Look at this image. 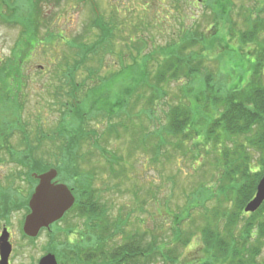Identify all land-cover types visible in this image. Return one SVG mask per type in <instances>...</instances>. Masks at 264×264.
<instances>
[{"label":"trees","instance_id":"trees-1","mask_svg":"<svg viewBox=\"0 0 264 264\" xmlns=\"http://www.w3.org/2000/svg\"><path fill=\"white\" fill-rule=\"evenodd\" d=\"M63 2L89 6L90 21L81 34L72 38H67L64 30L52 24L49 16V9ZM224 2L230 4L231 0H206L216 18L205 17L206 14L201 19L191 16L190 25L182 24L184 30L178 40H172L164 47L154 42L153 31L151 36L148 34L149 27L153 29L154 26L147 18H141L133 27L135 38L122 39L127 50V54H123L124 49L117 52V36L120 37V27L125 22H120L114 12L109 17L103 15L97 0H0V24L21 31L11 60L3 61L0 55V121L5 132L1 136L0 154L5 152L9 162L16 167L9 180L15 181L17 177L34 180V173L40 175L54 167L60 183L72 189L75 205L60 222L75 216L81 223L73 228L78 227L77 231L82 234L77 241H72L58 233L56 238H63L61 242L51 239L50 235L55 245L52 253H58L62 259H57L58 264H176L180 256L178 249L187 247L191 238L190 233L183 234V226L194 224L193 208L199 205H194L191 200L184 212L175 215L167 209L164 214L173 218V227L169 240H165L162 235L165 225L157 223L145 232L128 233L126 221L113 216L102 201L100 190L95 187L97 181L105 180L102 175L127 176L124 159L104 145L108 146L112 140L130 138L131 144L158 156L167 144L162 138L165 133L177 139L175 145L179 144L178 148L186 142L198 144L201 138H206L203 145L207 147L212 144L216 147L223 142L231 144L224 146L216 157V170L221 173L220 185L215 191L207 192L204 202L215 196L221 204L237 203L238 211L231 212L227 208L212 213L213 219L207 223L216 225L214 230L209 226L201 229L204 251L206 254L215 251L218 262L226 264H264L263 259L257 261L264 247L261 244L264 241V204L252 219L242 223L238 219L244 206L254 197L262 176L257 169L253 170L251 150L259 154L260 169H264V68L260 61L264 59V41L260 40L264 34V18L246 16V31L241 32L238 39L242 45L260 47L262 53L257 55L247 86L222 93L221 86L215 84V75L206 69L205 56L220 44L218 24L226 21L224 25L227 26L229 23L221 17ZM182 3L183 6H174L176 11L185 12V1ZM208 19L218 28L217 34L209 37L202 30V22ZM232 27L229 30L234 33ZM149 36L155 44L152 49ZM61 47L67 48L69 55L54 58L56 63L59 58L62 60L60 65H53V77L48 82L52 89L48 93L54 100L49 108L55 115V129L44 132L46 124L40 117L37 127H28L25 122L24 103L33 82L27 73L35 64L33 57L40 52L48 56V50L55 55ZM111 58H119V71L112 69L115 64ZM126 58L130 59V65ZM43 68L40 66V71ZM105 68L110 70L102 77L100 74ZM82 75L85 77L79 81ZM130 81L121 92L116 90ZM184 81L189 85L199 84L197 89L189 86L184 89L187 105L171 107L168 125L149 131V125L145 127L139 122L140 117L144 115L151 121L156 106L166 98L163 86ZM138 107L142 109L135 112ZM200 112L217 116L207 126L205 134L198 129L203 128L196 118ZM14 135H17L15 144L12 142ZM34 137H40V149L33 146ZM53 147L54 153H50ZM139 151H129V158L134 157L132 152ZM101 156L106 159L104 168L94 161ZM2 160L7 161L0 158ZM35 182L37 185L36 179ZM9 185L0 194V220L6 219L13 207L17 208L15 203L22 197ZM168 198L154 200L155 205H165ZM24 201L29 213L28 199L24 198ZM60 222L54 224L51 231ZM238 223L242 224L240 233L236 232Z\"/></svg>","mask_w":264,"mask_h":264},{"label":"rangeland","instance_id":"rangeland-1","mask_svg":"<svg viewBox=\"0 0 264 264\" xmlns=\"http://www.w3.org/2000/svg\"><path fill=\"white\" fill-rule=\"evenodd\" d=\"M182 1H185V12L182 10L176 11L174 6L176 4L183 6ZM199 1L201 2H195V0H97L103 15L109 17L113 14L112 12H114L120 22H125V24L120 27L121 32L118 34L120 37L117 36V40L119 39L117 41V52L119 53L124 49V51H122L123 54H127V50L122 39L135 38L132 32L133 27L134 24H138L141 18H147L154 26L153 29L149 27L148 34L151 36V32L153 31L154 42H156L158 46L164 47L168 45V43H171L172 40H178V35L184 30L182 24L184 23L186 26L190 25L191 21H189V19L191 16L193 19H201L204 14H206L205 17L208 18L215 17V14L212 13L213 11H211V7L209 6L211 4H206V0ZM220 11L222 12L221 17L228 20L229 23L227 26L224 25L226 21H222L221 24H218V28L221 29L219 31L220 44L216 46L215 50L212 48L210 54H206L205 66L208 71H211L215 75V84L221 86L222 93H225L247 86L257 55H262L260 47L253 44L242 45L238 39L241 32L246 31V16L249 15L253 19H257L258 16L264 18V0H231L230 4L227 2L225 4L224 2V8L222 7ZM49 16L52 17V24H55V26L57 25L59 30H64L67 38H72L81 34L91 19L88 5L75 6L73 3L67 4L65 2L57 5L55 8L51 7L49 9ZM202 23V30L208 33V37L213 34L215 35L218 31V28L210 19L207 21L204 20ZM233 23H235L236 26H234ZM230 26L234 27V33L230 32ZM233 34L235 35V39L233 38ZM20 35L21 31L19 28H11L0 24V55L3 61L11 60L12 51L15 50ZM150 36L149 44L151 46L150 49H152L155 44L150 40ZM260 40L264 41V34L261 36ZM130 44L133 43L131 42ZM46 54L48 56L40 52L39 55L36 56L38 59L33 57L35 64L31 66V71L27 73V75L32 78L33 82L28 90V95L25 99L26 102L24 103L25 112H23L28 127L36 126L37 120L40 117L41 121L46 124L44 132L55 129V115L49 108V105H51L54 100L53 96L48 93V90H52L48 87V82L53 77V65H60L62 59L59 58L56 63L54 58L62 57L63 55L68 56L69 53L67 48L61 47V50L57 51L55 55L49 50ZM111 59L115 64L112 69H114V71H119L120 64L117 61L119 58ZM126 59V63L130 65V59ZM259 59H261V56H259ZM260 61L263 62L262 66L264 68V59ZM42 65L44 68L40 71V66ZM0 66H2V61ZM109 70L110 69L105 68L100 75L105 77V74ZM84 72V75H87V71ZM84 75L80 76L78 80L80 81L81 77H85ZM129 83H131V81L126 82L124 84L125 86L117 87L116 90L121 92ZM198 85V82L189 85V83L185 81L165 84L163 90L166 92V98L156 106V112L152 117L153 119L149 121L147 117L142 115L139 122L144 124L145 127L149 125V131H155L160 126L165 127L168 125V112L170 108L179 104L187 105V101L183 98L184 89L188 86L196 88ZM147 96L149 97V93ZM140 109H142V107H138L135 112ZM216 117L215 114L200 112L196 118L198 125L203 128H198L199 131L205 134L207 126ZM0 120H2V118H0ZM136 122H138V120H136ZM2 126L0 121V130L2 131V133H0V142H2V134L5 133ZM33 132L35 131L33 130ZM131 133L132 131L130 130L128 132L129 137ZM165 134V138H162L167 144L162 148V153L158 156L155 155V153H151L150 150L147 152L146 149L138 148L131 144L130 138L121 141L112 140L108 146L104 145L106 149L112 150L124 159L123 166L126 167L127 176L124 174L121 177L115 175H102L105 180L102 179L99 182L97 181L95 187L100 190L102 201L111 210L113 216L121 217L124 219L123 221H126L128 224L126 229L128 233H133L137 230L145 232L157 225H165L164 231L162 232L165 240H169L168 238L172 234L171 228L173 227V218L167 217L164 213L167 209L173 215L181 211L184 212L192 200L194 205H199L200 207L193 208L192 220L194 224L190 227L189 224L185 223L183 226V234L186 232L187 234L190 233L191 238L187 247H180L178 249L180 256L176 264H226V262H218L215 251H213L214 254L205 253L204 235L201 229L204 226H209L210 230H214L216 225L210 224V222L207 223V220L213 219L212 213L215 210L222 212L228 208L231 212L238 211V207L236 206L237 203L226 202L225 204H221V201H217L215 196L212 200L204 202L208 195L207 192L211 190L215 191L217 185H220L218 182L221 173L216 170V162L218 161L216 157L220 155L221 149L224 148V146L231 144L223 142L216 147L213 144L207 147L203 145L206 142V138H201L198 144H195L196 141L186 142L183 144L182 148H178L177 145L179 144L175 145L177 139L171 138ZM16 136L17 135H14L12 139L13 144L17 142ZM32 139L34 141L33 146L36 147L35 149H40L43 139L42 136L41 142L40 137H38V139L37 137ZM154 142V145H156L157 140ZM54 149L55 147H53L50 153H54ZM133 149L140 151L132 152L134 157L129 158V151H133ZM250 153L252 161L254 162L253 170L257 169L260 174L262 173L260 177L261 180L264 175V169H260V156L253 150H251ZM45 157L49 159L48 156ZM0 158L7 159V161H0V194L3 192V188L11 184L12 188H15L22 196L21 199L15 203L17 208L14 209L13 207L11 210L12 212L6 219L3 218L0 220V234L5 228L12 234V255L10 264H39L42 258L49 254H54L52 252L54 251L53 248L55 245L51 239L56 238L58 233H61L67 239L77 241L82 233L77 231L78 227L76 229L73 227L75 224H80L81 220L78 218L75 219L73 215L69 216L66 222H60L57 227L52 231L50 230L51 232L41 230L38 237L35 239L25 237L23 233V224L29 213L25 208L26 204L24 198L28 199L27 203H29L36 186L35 175H38L36 173L33 174L34 180L31 178H29V180L27 178L21 180L18 177L15 181H13V179L9 180V175L12 172H16V167L9 162L10 158L8 159L5 152H2V156L0 154ZM94 161L98 167L104 168L107 166L106 159L103 156L97 157ZM20 169L23 170L21 167ZM51 169H54V167L50 168L49 171ZM116 169H118V167ZM47 172L48 171L44 173ZM14 177H16V175L13 176V178ZM57 181L60 183V179H57ZM256 192L252 200L255 198ZM167 197L169 198L165 201V205H162V203L161 206L155 205L154 200ZM252 200L244 206L243 211L238 215V219L241 223L252 219V216L258 213V211L255 213L245 212L246 206ZM235 220L238 221L237 219ZM241 223L237 224V233H240V230H242ZM71 228L73 230H71ZM50 235H52L51 239ZM57 240L61 242L63 238H58ZM163 242L170 243V241ZM261 244L264 246V241L261 242ZM54 255L58 260H62L58 253ZM262 259L264 260V247L257 261L261 262ZM156 264L167 263L159 262Z\"/></svg>","mask_w":264,"mask_h":264},{"label":"water","instance_id":"water-1","mask_svg":"<svg viewBox=\"0 0 264 264\" xmlns=\"http://www.w3.org/2000/svg\"><path fill=\"white\" fill-rule=\"evenodd\" d=\"M58 176L56 169L38 175L39 181L29 201L30 214L24 223V233L30 238L38 237L43 229L60 221L75 204V197L64 184L55 182ZM264 203V176L257 186L255 198L246 206V213L257 212ZM10 234L4 229L0 237V264H10L12 245L9 241ZM39 264H58L56 257L49 254L41 259Z\"/></svg>","mask_w":264,"mask_h":264},{"label":"flooded vegetation","instance_id":"flooded-vegetation-1","mask_svg":"<svg viewBox=\"0 0 264 264\" xmlns=\"http://www.w3.org/2000/svg\"><path fill=\"white\" fill-rule=\"evenodd\" d=\"M9 233H10V231H9ZM1 234H2V232H1ZM1 234H0V236H1ZM11 240H12V234L10 233V242H11ZM0 259H1V256H0Z\"/></svg>","mask_w":264,"mask_h":264}]
</instances>
